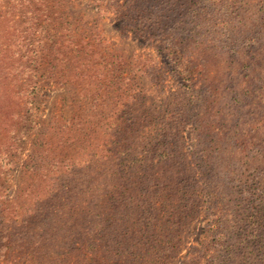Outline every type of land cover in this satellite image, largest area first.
<instances>
[{"label":"rangeland","instance_id":"obj_1","mask_svg":"<svg viewBox=\"0 0 264 264\" xmlns=\"http://www.w3.org/2000/svg\"><path fill=\"white\" fill-rule=\"evenodd\" d=\"M24 5L44 93L33 131L74 111L87 129L111 108L134 124L129 134L118 119L126 134L105 152L71 138L55 173L39 148L31 158L47 162L31 168L28 144L8 177L0 167V198H46L23 224L0 221V264H264V0H0V11ZM10 23L0 36L12 40Z\"/></svg>","mask_w":264,"mask_h":264},{"label":"trees","instance_id":"obj_2","mask_svg":"<svg viewBox=\"0 0 264 264\" xmlns=\"http://www.w3.org/2000/svg\"><path fill=\"white\" fill-rule=\"evenodd\" d=\"M25 14H30V10H28L25 5L21 6V10L15 18H12L13 14L4 16L0 11V23L3 19L5 21L8 20V22H11V27L13 26L12 28L16 31H13L12 40H10L11 33L8 30L4 35L1 33L0 36L4 37L3 42L0 43V134L1 138L6 139L3 144L5 145L3 148L4 151L1 152L0 167L5 168V178L8 177L9 171L15 162V158L21 153L23 146L27 144L29 145V149H31L28 155L29 162L34 164L31 165V168L40 172L39 167L42 166V162H45V164L47 162L43 160L41 163H38L35 159L31 158L33 151L39 148L46 156L47 154L50 155L51 160L55 162L51 171L55 173L56 168L62 161L57 154L58 149L61 151L71 138L73 140L77 138L78 142H81V138L84 137L85 140L87 139L85 147H87L91 141L94 146L97 145L99 151L105 152L107 143L114 145L120 140L119 135L121 133L126 134L125 131L130 134V127L134 124L130 119L125 121V119L115 116L111 104H109L106 107L111 109H109L107 114L103 115V119H99L98 121L95 120V113L91 115L93 119L89 122L90 127L87 129H83L82 121L81 123L79 121L82 117L77 115L74 111L69 119L59 113L55 116H50L47 121L40 120L38 123L39 127L33 131V125H35L34 116L38 117L39 115L44 93L41 79L36 77L37 47H35L33 41H31L37 24L35 23L34 17L29 15L30 19H28ZM14 19L15 22H13ZM27 23L28 25L25 30L19 27ZM110 71H112V74H114L113 78L116 80L122 78L123 71L120 70L119 67L114 69L111 67ZM113 82L114 81L110 83V81H108L107 87L105 86L110 91ZM114 86V89L117 91L121 89L118 85ZM100 87L101 85H99L97 90H99ZM134 89H136V95H141V87H134ZM116 103L119 104L118 101ZM99 115L101 114L99 113ZM6 116L8 118L7 122L5 121ZM118 119L121 123H127L125 131L122 129ZM68 126L69 130H73L74 132L73 135H67L65 138L66 134L64 130ZM94 127L97 128L95 132L96 135L93 134ZM160 131H162L161 127L154 130V133L158 135ZM52 135L53 137H51ZM116 136L118 140H115ZM93 139H95L94 142ZM138 142L140 141L133 140V143L127 145V148L129 149ZM148 142H150V140H148ZM83 149L85 148L83 147ZM89 156L91 157L92 155ZM64 159L65 158H63V160ZM86 160H89V158ZM40 195L39 189H36L25 192V198L19 195L15 197L14 200H9L6 196V198L2 196L0 198V221H6L5 223L13 225L23 224V221L27 219V217H31L41 211L40 207H42L44 199L46 198L43 197L39 200L38 197ZM207 234L209 235V233ZM210 235L212 236V232Z\"/></svg>","mask_w":264,"mask_h":264}]
</instances>
